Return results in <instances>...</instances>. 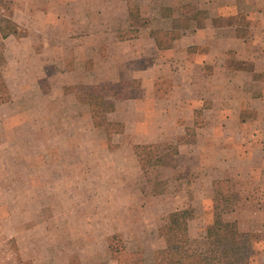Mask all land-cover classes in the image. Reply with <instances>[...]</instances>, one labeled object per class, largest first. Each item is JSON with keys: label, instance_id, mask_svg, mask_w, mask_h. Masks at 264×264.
Here are the masks:
<instances>
[{"label": "rangeland", "instance_id": "obj_1", "mask_svg": "<svg viewBox=\"0 0 264 264\" xmlns=\"http://www.w3.org/2000/svg\"><path fill=\"white\" fill-rule=\"evenodd\" d=\"M88 1L73 0L64 6L60 0H0V19L13 16L16 5L26 7L27 3L48 5L57 17L53 19L55 25L48 26L47 19L31 16L33 23L37 20L44 26L17 27L18 35H12L7 45L0 35V63L14 95L11 102L0 106V264H153L154 254L165 252L159 228L172 211L188 207L194 209L189 234L199 242L194 244L199 245V251L206 249L207 231L220 214L226 221L236 222L240 231H248L251 238L230 256L231 260L264 264V191L258 192L260 188L255 186L260 181L258 176L250 172L253 176L246 180L236 176L217 179L215 199L211 200L204 199L202 192L210 189L213 193L210 181L218 177L210 169L217 165L214 155H208L214 162L209 161L207 171L199 167L195 157L175 156L173 166L144 172L137 160L138 147L150 144L153 134L158 140L152 143L161 152L183 143L174 123L154 118V93L146 96L138 84L131 88V98L142 100L146 96L148 101L142 100L138 114L128 106L120 109V115L115 110L109 119L116 125L113 132H108L103 125L94 123L93 106L80 89V85L86 90L98 85L107 101L116 103L115 94L129 89L128 82L132 80L129 73H124L121 84L108 80L97 84L98 78L113 73L115 53L127 50L115 46L110 49L106 42L110 36L104 35L99 22L113 28L118 22L117 25L126 22L128 27L107 30L118 32V37L128 41L144 34L147 28L155 30L165 45L194 29L212 28L215 39L197 51L217 55L220 75L214 83L229 89L213 93L212 99L220 108L229 99L242 101L243 83H249L254 90L263 77L258 74L247 78L240 72L262 71L264 64L259 60L242 64L226 49L234 44V35L250 41V47L259 41L264 16L257 11L247 12L249 8L245 6L258 5L260 0H90L96 5L93 8L103 9L104 15L100 17L96 9L86 17L90 24H96L78 26L84 19L81 8ZM113 10L118 11L115 14ZM6 25L0 20V27ZM159 26L171 29V34L162 35L156 29ZM85 36H92L94 51L105 58L102 61L107 67L101 66L100 73L98 61L88 58L92 50L85 46L89 42L77 41ZM15 38V43L25 38L23 50L12 43ZM6 47L9 60L1 58ZM72 72L77 73L78 84H70L72 80L65 75ZM191 78L198 88L195 97H204L209 92V82L199 81L195 74ZM161 79L156 96L183 100V76L168 72ZM259 93L263 96L259 97ZM253 94L254 108L243 109L236 104L235 110L246 122H260L264 117V108L257 109L264 103V92L254 90ZM196 113L202 117L201 110ZM188 114L190 110L185 107L179 111L185 120ZM174 115L178 113L174 111ZM221 123L217 121L216 125ZM160 128L166 136H159ZM138 131L144 137L138 139ZM195 134L196 127H190L186 141L192 142ZM237 140L235 146H239ZM233 168L242 169L239 164ZM248 191L250 199L244 204L243 195ZM177 196L179 199L174 201ZM113 234H119L126 249L119 261L108 249V238Z\"/></svg>", "mask_w": 264, "mask_h": 264}, {"label": "crops", "instance_id": "obj_2", "mask_svg": "<svg viewBox=\"0 0 264 264\" xmlns=\"http://www.w3.org/2000/svg\"><path fill=\"white\" fill-rule=\"evenodd\" d=\"M30 1V0H29ZM62 1V4L69 5V1L73 0H60ZM70 3L72 6L73 3ZM89 4L83 5L81 10H83V17L82 23L77 24L78 26H89L90 24L89 20H87V15L90 13H94L97 9V14L102 17L104 14L103 9L100 7H95L94 4H92V1H88ZM260 4L257 5V3H253L250 5H246L245 9L249 8V11L247 12H255L262 13L264 16V0H260ZM27 3V2H26ZM67 3V4H66ZM26 5V4H25ZM31 5V6H30ZM27 6L29 8H27ZM181 7V6H180ZM79 10V9H78ZM118 10H113V12H117ZM129 11V9H128ZM116 14V13H115ZM39 16L40 20L42 18H45L50 21L48 23V26H54L55 15L52 12V9L50 6L45 5L43 3H40L39 6H35L33 4H28L26 7L22 4L16 5V8L14 9L13 16H9V18L16 23L17 27H33V24L35 25V28L39 26L42 27L44 24L31 21V16ZM57 18V17H55ZM57 21V20H56ZM59 21V20H58ZM62 21V20H61ZM210 21H212L210 19ZM98 23V22H97ZM119 23V22H118ZM112 26L110 28V32L112 29L118 30L119 28H125L128 27L126 22L122 25V22H120L119 25ZM103 27L104 29V35L110 36L109 40H106L108 42V47L110 49L112 48H119V47H127V50H124L123 52L115 53V67L110 65V71L111 67H113L112 71L109 76L106 74L100 79L98 78L97 84H100L102 82L112 81L116 84H121V82H124L123 75L122 74H130L131 79H135L140 81L138 83V88L142 90L144 93H146V96H149V93L153 92L154 96L157 97V100H154L151 104V107L153 108V115L156 119L160 117L164 123H174L177 130H179L178 135L180 136V139H182V142L180 146L178 147V155L176 157L179 158H197V163L199 164V167L201 169H204L207 171L208 163L209 161H212L211 158L212 155L216 157L217 165L216 167H212L214 172L218 173V177L214 178L210 181L212 187L211 190L213 193L209 190H203V185L201 186L202 197L204 199H215L214 196V186L215 183L219 180H228L233 177H241L244 180L250 179L253 175L250 177V172H253L254 175L258 176V179H260L259 183H257L255 186H258L260 189L259 191H264V117L262 121L260 122H253L251 120H248L247 122L241 118L240 111H236V106H240L243 109H252L254 108V105H252V98L254 96L253 92L254 90L258 92H264V69L262 71H249V72H240V75L244 77L251 78L252 76H256L260 74L259 76L263 77L262 80H260L261 84L256 85L254 87V90L251 89V85L248 83H243L242 87L240 88L242 92V101H236L233 99H229L226 103L227 105H217L218 103H214V100L212 99L213 93L217 91H229L228 86H219L214 83L216 78L220 75L217 72V66L218 64V58L215 53H207V54H201L199 51H197L198 48H201L200 46H204L205 44H209L213 42V39H215L216 36H214V31L212 28H204L199 30L194 29L184 35L183 37H177L170 40V45L168 48L160 49L156 43V36L154 31H150L149 28H147V31L134 38L132 41H128V39L123 40L120 36L118 37V32H108L107 23L99 22L98 26ZM73 26H75V22L73 23ZM264 26V22L261 25ZM157 30H165L168 31L171 34V29L164 28L163 26H159L156 28ZM201 32H203L204 37L202 39V36L200 35ZM87 33V32H86ZM200 33V34H199ZM235 33V32H234ZM81 34V33H80ZM162 34V33H161ZM261 38L259 41H256L253 43V47L248 46L251 42H246V40H240L234 35L232 44L229 48L226 49V52H233V54L239 58V62L244 63H252L255 61H261L264 64V31H262ZM0 35L2 36L1 32ZM12 36V35H11ZM11 36H8L7 38L2 37V41H4L5 45H7L11 39ZM92 36H85L81 39H78L77 41H81L82 43L89 42V46H85L86 48L90 47L91 54L88 55V58H93L95 61H98V72L100 73V68L104 65V62L102 61L103 57L97 56L96 52L94 51L93 43L90 42ZM85 39V41H83ZM160 39V38H159ZM17 39L15 38L12 42L18 48L21 50L24 49L23 43L25 38H20V42H16ZM161 40V39H160ZM162 41V40H161ZM11 43V44H12ZM249 43V44H248ZM130 45V47H129ZM115 46V47H114ZM12 47V45H11ZM245 49V53L242 54V50ZM247 48L248 49L247 51ZM9 48L4 49V56L7 60H9ZM36 53L37 51L34 50ZM87 58V57H83ZM249 61V62H248ZM104 67H107L105 64ZM109 68V67H108ZM119 68V69H118ZM210 68V72H207L206 69ZM195 70V72H194ZM180 71V72H179ZM170 72L174 76H183L184 79V89L181 90L182 95L184 96L180 101H175L172 97L169 95L161 96L158 95L159 88L158 86L160 82H162V76ZM194 72V73H193ZM3 73V71H2ZM76 72L72 73H66L67 79L72 80L70 81V84H78L80 81L79 78L76 75ZM192 74H195V76L199 79V81H208L209 86L206 88V91L209 92L204 94V97H195V94L198 93L196 90L195 84L196 81L191 78ZM4 75V74H3ZM239 75V73H238ZM5 76V75H4ZM10 95H11V102L14 98V95L12 93V89L10 86V80L7 76H5ZM79 81H78V80ZM230 79V78H228ZM253 79H255L253 77ZM66 82H64L63 85H65ZM181 84V86H184ZM176 89V88H175ZM232 90V89H231ZM230 90V91H231ZM132 93V92H131ZM157 93V94H156ZM156 94V95H155ZM143 97L144 100L148 101V99ZM261 93H259V97H262ZM150 97V96H149ZM254 98H257L256 95ZM142 99V100H143ZM264 99V97H263ZM125 100V101H124ZM142 100L135 99V98H129V99H122L117 100L115 104V110L119 113L121 112V108L123 107H131L136 110L137 114L140 110V105L142 103ZM7 102V103H9ZM242 102H244L243 105ZM249 102V103H248ZM251 102V103H250ZM7 103L1 104L0 106H3ZM237 104V105H236ZM237 106V107H238ZM159 108H163L162 110H158ZM185 107L186 109L190 110V114H188V118L185 120L179 115V111H181ZM264 103L262 101L261 108L257 109H263ZM173 109V110H171ZM178 109V110H177ZM196 110L202 111V117L198 118ZM221 110V111H220ZM175 113H178V115H174ZM115 112V111H114ZM113 112V113H114ZM225 112V115H224ZM264 112V109H263ZM220 113L223 115L220 116ZM112 114V113H111ZM264 116V113H263ZM201 119L198 123H200V126H197V121ZM217 121H221L222 123L220 125H216ZM260 124V125H259ZM161 125V124H160ZM221 129H220V127ZM261 126V127H260ZM190 127H196V134L195 137L190 139L192 142H187L186 138L188 137V130ZM258 129V130H257ZM160 130V137L166 136L164 134V130L162 128ZM150 134V133H149ZM237 135V136H236ZM157 135L153 134L152 140H148V143L155 142ZM136 137L142 138L144 137L143 132L138 131L136 134ZM190 137V136H189ZM188 137V138H189ZM238 138V140L236 139ZM237 140L239 146H235V141ZM185 141V142H184ZM213 151H208V150ZM238 154V155H237ZM208 155H211L208 156ZM176 162V161H175ZM214 162V160L212 161ZM239 162V163H238ZM234 164L240 165V170L236 171L233 168ZM208 168V169H207ZM240 173V175H239ZM205 187H208L207 184H204ZM249 185H253V182H251ZM251 191V189H250ZM212 195H211V194ZM249 191L244 194V204L248 203V199L250 197L248 196ZM165 196V195H162ZM247 196L249 198H247ZM165 197H170L169 195ZM179 196L175 197L174 201L178 200ZM180 207V206H178ZM181 209V208H178ZM178 209H175L178 210ZM173 212V211H172ZM248 232V231H243Z\"/></svg>", "mask_w": 264, "mask_h": 264}, {"label": "trees", "instance_id": "obj_3", "mask_svg": "<svg viewBox=\"0 0 264 264\" xmlns=\"http://www.w3.org/2000/svg\"><path fill=\"white\" fill-rule=\"evenodd\" d=\"M179 9L185 10L184 7ZM0 20L7 23L6 27H0L3 38L18 35L15 22L10 18ZM160 33L170 35L165 30H160ZM155 39L160 49L171 46L170 41L165 45L159 37L156 36ZM1 58L4 60V55ZM138 83V80H130L128 82L129 89L117 92L115 98L117 100L129 99L131 88L137 87ZM80 89H83L89 104L93 106L92 119L94 123L103 125L108 132H113L116 123L109 119V115L115 111V104L107 101L102 88L98 85L89 90L80 85ZM10 100V91L0 63V105ZM138 148L137 160L144 172L150 168L157 170L175 164V156L178 153L176 146L168 148L165 152H161L155 143L143 144ZM193 218L194 209L192 207L178 209L168 214L166 222L159 228V235L165 242V252H156L153 264H242L231 260L230 256L237 253L244 243L251 240L249 233L240 231L236 222L226 221L222 215L217 214L214 225L207 231L206 249L199 251V245L194 247V244H199V242L192 239L189 234V222ZM108 249L112 258L118 261L126 254L124 242L119 234H113L108 238Z\"/></svg>", "mask_w": 264, "mask_h": 264}]
</instances>
